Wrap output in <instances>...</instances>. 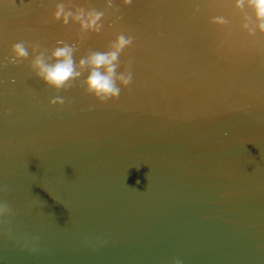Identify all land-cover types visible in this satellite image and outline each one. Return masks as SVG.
<instances>
[{
    "label": "water",
    "instance_id": "obj_1",
    "mask_svg": "<svg viewBox=\"0 0 264 264\" xmlns=\"http://www.w3.org/2000/svg\"><path fill=\"white\" fill-rule=\"evenodd\" d=\"M104 13L83 33L55 6ZM247 24L248 27H244ZM124 34L134 82L101 104L7 62L18 41ZM86 75V74H85ZM56 95L64 106L50 105ZM0 264H264V33L237 0H0ZM37 251L24 247L25 240Z\"/></svg>",
    "mask_w": 264,
    "mask_h": 264
},
{
    "label": "clouds",
    "instance_id": "obj_2",
    "mask_svg": "<svg viewBox=\"0 0 264 264\" xmlns=\"http://www.w3.org/2000/svg\"><path fill=\"white\" fill-rule=\"evenodd\" d=\"M14 3V0H13ZM111 0H109V4ZM125 5H131L133 0H123ZM245 5L252 9L256 20V27L264 33V0H237V6L243 8ZM54 19L62 22L64 26L70 23L79 25L83 33L99 34L103 28L104 13L96 9H85L83 7L75 10L69 9L64 3L55 6ZM244 27H248L247 24ZM133 39L120 34L110 45L107 51H92L82 56L78 61L75 59L76 47L64 40H58L47 54V49H41L39 44H28L21 40L11 46L10 56L7 62L19 65L28 61L30 56V69L35 76L45 85L56 90L57 93L68 91L77 80L84 77L82 87L86 94L93 96L101 104L110 101L116 102L125 88H129L134 77L131 71L118 72L120 67L119 58L125 48L131 46ZM86 74V75H85ZM50 105L64 106L65 97L54 96ZM7 186L0 187V192H6ZM15 215L14 209L5 200L0 201V227L4 228L6 235H11L10 218ZM39 241L38 236L32 237L31 243L25 240L24 247L30 251H37L35 244ZM172 264H183L180 258H173Z\"/></svg>",
    "mask_w": 264,
    "mask_h": 264
}]
</instances>
